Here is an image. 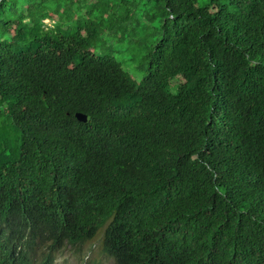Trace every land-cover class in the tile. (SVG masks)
Segmentation results:
<instances>
[{"label":"trees","instance_id":"16d2710c","mask_svg":"<svg viewBox=\"0 0 264 264\" xmlns=\"http://www.w3.org/2000/svg\"><path fill=\"white\" fill-rule=\"evenodd\" d=\"M95 237L264 264V0H0V264Z\"/></svg>","mask_w":264,"mask_h":264},{"label":"rangeland","instance_id":"374dc122","mask_svg":"<svg viewBox=\"0 0 264 264\" xmlns=\"http://www.w3.org/2000/svg\"><path fill=\"white\" fill-rule=\"evenodd\" d=\"M48 22V20H45ZM99 245V238L95 237L92 240L85 241L80 244L79 248L76 247H63L61 253L55 255V262L54 264H84L83 260L88 256L101 258V264H114L111 257L103 254L100 252L98 254V247ZM79 256L83 259L80 260ZM66 261L63 263V261ZM86 264V263H85Z\"/></svg>","mask_w":264,"mask_h":264},{"label":"clouds","instance_id":"9594fccd","mask_svg":"<svg viewBox=\"0 0 264 264\" xmlns=\"http://www.w3.org/2000/svg\"><path fill=\"white\" fill-rule=\"evenodd\" d=\"M9 242L5 246V249L6 250L10 249V252H12L13 246L12 244L9 245ZM1 243H2V240L0 238V244ZM50 245H51L50 243H45V241H40V240H37L34 245L29 246V247H22L18 245L16 248V254L21 249H23V251L28 256V262L25 264H49V262L52 259H53V264H54L55 257H56L55 255H57V253L54 251V249ZM78 246H80V244H78Z\"/></svg>","mask_w":264,"mask_h":264},{"label":"water","instance_id":"95a60500","mask_svg":"<svg viewBox=\"0 0 264 264\" xmlns=\"http://www.w3.org/2000/svg\"><path fill=\"white\" fill-rule=\"evenodd\" d=\"M75 116L77 117V119L81 120V121H86V115L82 114V113H79L77 112L75 114Z\"/></svg>","mask_w":264,"mask_h":264}]
</instances>
